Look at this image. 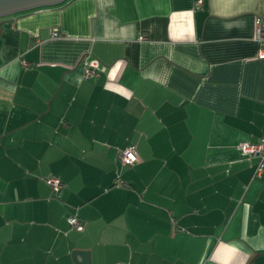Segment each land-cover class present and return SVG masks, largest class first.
<instances>
[{
  "label": "crops",
  "instance_id": "1",
  "mask_svg": "<svg viewBox=\"0 0 264 264\" xmlns=\"http://www.w3.org/2000/svg\"><path fill=\"white\" fill-rule=\"evenodd\" d=\"M197 1L0 17V264H264V0Z\"/></svg>",
  "mask_w": 264,
  "mask_h": 264
},
{
  "label": "built area",
  "instance_id": "2",
  "mask_svg": "<svg viewBox=\"0 0 264 264\" xmlns=\"http://www.w3.org/2000/svg\"><path fill=\"white\" fill-rule=\"evenodd\" d=\"M200 4L201 0L197 1ZM53 36H58V31L54 29L52 31ZM254 35L258 44L257 56L264 58V22L257 19L254 28ZM144 39L143 36L139 37ZM84 64V76L95 75L96 69L99 67L98 62L95 59L83 60ZM240 150L247 155L249 158L256 159V166L254 169V176L258 177L261 175L264 166V136L257 143L242 142L238 145ZM117 158L121 165H132L138 161V154L134 145L130 144L123 150L119 151ZM46 183L52 188L54 192L60 191L62 188V182L59 178L49 177L46 178ZM70 226L79 228L81 221L77 216H69L67 219Z\"/></svg>",
  "mask_w": 264,
  "mask_h": 264
},
{
  "label": "water",
  "instance_id": "3",
  "mask_svg": "<svg viewBox=\"0 0 264 264\" xmlns=\"http://www.w3.org/2000/svg\"><path fill=\"white\" fill-rule=\"evenodd\" d=\"M61 1L63 0H0V17L18 11L58 4ZM73 252L74 253H72V259L75 264L79 263V260L75 257V255H81V258H83V261H85L80 251H73ZM82 252H86V251H82ZM84 263L85 262H83L82 264Z\"/></svg>",
  "mask_w": 264,
  "mask_h": 264
},
{
  "label": "rangeland",
  "instance_id": "4",
  "mask_svg": "<svg viewBox=\"0 0 264 264\" xmlns=\"http://www.w3.org/2000/svg\"><path fill=\"white\" fill-rule=\"evenodd\" d=\"M63 1L65 2V0H63ZM63 1H61V2L63 3ZM61 2H60V3H61ZM54 5H56V4H54ZM15 13H16V12H15Z\"/></svg>",
  "mask_w": 264,
  "mask_h": 264
},
{
  "label": "trees",
  "instance_id": "5",
  "mask_svg": "<svg viewBox=\"0 0 264 264\" xmlns=\"http://www.w3.org/2000/svg\"><path fill=\"white\" fill-rule=\"evenodd\" d=\"M62 189V188H61Z\"/></svg>",
  "mask_w": 264,
  "mask_h": 264
}]
</instances>
